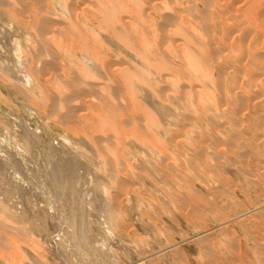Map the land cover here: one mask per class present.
<instances>
[{
	"label": "rangeland",
	"instance_id": "1",
	"mask_svg": "<svg viewBox=\"0 0 264 264\" xmlns=\"http://www.w3.org/2000/svg\"><path fill=\"white\" fill-rule=\"evenodd\" d=\"M96 1L79 3L77 16L71 18L58 11L56 0H0V55L4 57L0 56V145L5 148L1 150L0 146V158L10 164L6 163L14 172L13 181L19 180V176L15 173V164L6 160V155L9 158L17 156L28 170L34 169L36 178L32 179L31 175L23 182L29 193L40 194L46 211L52 210L51 218L37 225L28 223V218L21 223L9 220V213L0 211V264H72V260L75 264H91V260L92 264H264V0H166L170 8L173 7L166 10L171 12L169 17L177 20L173 19L169 25L161 18L160 10L151 7V3L159 6L164 0H133L151 15L150 30L154 31L151 37H166L168 50L170 44L178 47V53H166V59L183 78L178 79L177 84H169L165 94L157 98L166 114L149 109L142 90L126 87L123 81L110 77L109 80L94 78L99 84L103 83L105 90L102 92L90 86L84 91H78V87L60 88L67 82L59 76L78 71L82 52L75 45L69 55L65 54L68 49L59 27L68 25L69 28V24H75L87 35L106 32L111 38L110 31L101 30L100 14L95 9L84 12L88 4L94 6ZM48 12L57 14L52 16L56 20L55 30L51 32L44 29V20L51 15ZM128 12L140 18L137 10L130 8ZM205 16L209 18L207 21ZM180 26L184 34L177 32ZM163 28L168 32L161 31ZM183 40H190L203 49L199 73L191 71L182 60ZM152 45L150 50H159L154 42ZM17 49L22 54L20 75H30L26 81L8 80L5 75L4 66L14 64ZM56 59L61 60L63 71L49 74L45 79L49 78L51 84L45 85V66ZM163 74L164 71H159L153 75L160 85H165L159 80ZM191 88L203 92L201 97L189 94ZM85 100L91 101L90 105H86ZM110 103L121 112L115 121L109 116L108 120H103L101 115L110 109ZM147 108L154 115L153 127L149 126L151 135L142 137ZM46 143H50L49 146ZM162 143L164 145L160 146ZM50 146L57 147L54 150L58 155L65 154L61 157L63 161L54 159L58 155L53 152L52 155ZM24 148L33 149L34 163L29 155H21L23 151L20 150ZM83 148L86 156H78ZM145 159L147 163L143 162ZM53 161L57 164H52ZM86 165L91 169L85 168ZM49 166L55 168L57 175L65 171L72 177L68 178L67 189L60 184L58 187L62 188H57ZM77 177L84 190L82 187L73 191L74 181L80 180ZM85 179L90 184L84 182ZM91 181L94 185L90 190L94 194L88 202L107 198L113 222L101 218V207L92 205V209L90 204L91 210L81 208L82 198L86 199L85 186H92ZM16 197L12 196V202L9 201L11 197L6 200L9 205L14 204L12 212L19 214V210H23L20 212L23 214L28 203L21 204ZM19 205L23 208L19 209ZM56 213L61 218L66 216L59 229L55 225L59 217L54 216ZM85 214H89L90 233L86 246L91 260L81 263L83 256L76 249L61 248L60 242L71 230L70 220L78 228Z\"/></svg>",
	"mask_w": 264,
	"mask_h": 264
},
{
	"label": "bare ground",
	"instance_id": "2",
	"mask_svg": "<svg viewBox=\"0 0 264 264\" xmlns=\"http://www.w3.org/2000/svg\"><path fill=\"white\" fill-rule=\"evenodd\" d=\"M56 2L58 3V6H59V9L58 11H60L63 16L64 15H68V17H75L77 16V11L79 10L80 8V4H87V2H84V0H78V2L80 3H77L76 1L74 0H56ZM168 1L164 0L163 4H160L159 6H157L156 4H152V8L159 11L160 12V15H161V18L164 19L163 21L169 25L170 22H173V18L172 17L170 18L169 17V13L171 12H168L166 10H170V3H167ZM91 3V2H90ZM132 3H136L135 6L134 4ZM145 3V2H144ZM155 3V2H154ZM220 3V2H219ZM221 4V3H220ZM85 7H83L84 9ZM130 8H133L135 10H137L138 12H140V18L137 19L135 18L133 15L129 14L128 10H130ZM220 8V7H219ZM83 9L81 8L80 10L83 11ZM92 9H95V11L100 14V28L101 30H107V31H110L111 33V38H108V36L106 35V32L104 33H92V35H87L83 32L80 31V29L77 27V25L75 24H69V28H68V25L66 27H59L58 30L59 32L62 33L64 39V44L66 46V48L68 49L65 54L69 55V53L71 52V50H74V46L76 45L77 48H79V50L82 52L81 54V63L79 64L78 66V71L76 73H74L73 75H70L68 74L69 76L65 75L62 73V76H59V77H62L64 79L65 82H67L66 84H62L60 86V88H67V87H78V91H84V90H87L88 87L90 86V88L94 89L95 91H99V92H102L103 90H105V87L104 85H102L103 83L99 84V81H96L94 78H102V79H108L109 80V77L110 79H115V80H121L123 81L124 85L126 87H132V88H138L140 90H142L144 96H145V100H146V103H147V107L151 110H158L161 112V114H166L165 113V110L158 102H157V98L159 97V95H164L165 92H166V87L167 88H170L169 84L172 86L174 85L175 83L177 84V81L178 79L180 78H183V76L180 75V73H178V69L176 70V68L173 67V64H171L169 61H167V56H166V53L168 54H177L178 53V47H174L172 44H170V47L169 50H168V46L166 45L168 43V39H166V37H160V39L158 38H152L151 36H153V32L154 31H151L150 30V23L153 22L152 19H151V15L148 14V11L145 10V9H142V5H139L137 4V2L133 1V0H125V2H120L119 0H97L93 5H90L88 4V7L87 9L84 11L86 12L87 10H92ZM48 10V9H47ZM222 10V9H221ZM151 11V10H150ZM211 11V10H210ZM152 12V11H151ZM30 12H28L29 14ZM49 14V17L47 16L45 23H46V26L44 29H46V32H51V30H55L54 27H55V24H54V21L56 20V17H52L54 15H57L56 13L55 14H52L50 12H48ZM81 13V12H80ZM25 16H26V12L23 13ZM179 12L177 13L176 12V16H179ZM23 15V16H24ZM175 15V14H174ZM191 15V14H190ZM234 15V14H233ZM24 16V18H26ZM159 16V15H158ZM182 16V15H180ZM206 17V16H205ZM232 17V16H231ZM177 18V17H176ZM182 18V17H180ZM187 18V17H186ZM207 18V17H206ZM156 19V18H155ZM209 18L206 19V21L208 20ZM213 19V18H212ZM74 20V19H73ZM176 20V19H175ZM242 20V19H241ZM71 21V20H70ZM177 21V20H176ZM161 22V21H159ZM180 22V21H179ZM178 22V23H179ZM149 23V24H148ZM40 25V28H41V23L39 24ZM62 25H65L64 23H62ZM79 25V24H78ZM147 25V26H146ZM42 25V27H44ZM176 28H177V24L175 25ZM198 26V25H197ZM181 27V26H180ZM68 28V29H67ZM166 28V27H165ZM205 28V27H204ZM242 28V27H241ZM212 29V28H211ZM166 29H162L161 31H165ZM174 30V29H173ZM208 30V29H207ZM9 31V29H8ZM160 31V30H159ZM179 31V34H184V29L181 27L177 29V32ZM165 32H168L165 31ZM159 33V32H157ZM171 34V32H170ZM54 35V34H53ZM161 35V33H160ZM163 35V34H162ZM167 36V34H164V36ZM169 35V34H168ZM173 35V33H172ZM138 36H139V39H138ZM142 36V37H141ZM157 37V36H156ZM241 37V36H240ZM101 38L104 39V41H100ZM109 41H106L108 40ZM77 41V42H76ZM143 41V42H142ZM184 42L181 44V48H182V60L184 61L185 65H187L191 71H193L194 73L197 72L199 73L200 71H202V60H203V57L201 56V53L200 51L202 52L203 49H200L199 47H197V45H195L193 42H189L187 40H183ZM153 42L159 47V50L156 51V52H153L152 50H150L149 48L152 47L153 45ZM180 42V41H179ZM178 42V43H179ZM2 43V42H0ZM21 43V42H20ZM6 44V43H5ZM108 44V45H107ZM194 44V45H193ZM4 45V44H3ZM8 45V44H7ZM166 45V47H164ZM178 45V44H177ZM6 46V45H5ZM21 46V45H20ZM197 47V48H196ZM6 50V49H5ZM18 52V53H17ZM17 52L16 54H14V64H11L10 66H4V70H5V75L7 77V79L9 80V78L11 79H18V80H28V78L30 77V75H26V76H21L20 75V70L22 67H20L21 63H20V60L21 57H22V54H21V50L20 49H17ZM69 52V53H68ZM3 54V53H1ZM5 54V52H4ZM47 54V53H46ZM1 56V55H0ZM2 57V56H1ZM0 57V58H1ZM7 57V56H6ZM5 57V58H6ZM115 57V58H113ZM4 58V57H2ZM2 58L0 60H2ZM8 58V57H7ZM126 58H129V60H127ZM46 59V58H45ZM7 60V59H6ZM9 60V59H8ZM40 60V59H39ZM181 60V61H182ZM13 61V60H12ZM11 61V62H12ZM42 61H44L45 63L47 62V60H44L42 59ZM41 61V62H42ZM7 62V61H6ZM37 62V61H36ZM40 62V63H41ZM61 60L60 59H56V61L54 63H49L48 66H45V70H44V82H45V85H49L51 83L50 80L48 79H45L49 74H52L53 71H58L61 69V71H63V65L61 64ZM174 63V62H173ZM134 64V65H133ZM22 66V65H21ZM131 66H133V68H131ZM221 69V68H220ZM180 70V69H179ZM36 71V70H35ZM165 72V74L161 75L159 80H161L162 82L165 83V85H160L158 83V80L156 79V77H154L153 75L156 73V72ZM37 73V71H36ZM222 74V72H221ZM38 76V75H36ZM225 76V75H224ZM211 77V76H210ZM38 78V77H37ZM94 81H93V80ZM221 79V78H219ZM238 80V79H237ZM221 83L222 80H220ZM217 83V82H216ZM220 83V84H221ZM227 83V82H226ZM233 83V82H232ZM236 83V82H234ZM233 83V84H234ZM240 83V82H239ZM224 84V83H223ZM43 85V84H42ZM238 85V84H236ZM67 86V87H66ZM216 86V85H215ZM224 86H226V84H224ZM103 87V89H101ZM194 87V86H193ZM197 87V86H196ZM109 88V87H108ZM225 88V87H224ZM101 89V90H100ZM198 89V88H196ZM196 89L194 88H191L189 94H196L198 96V98L201 97V93L203 92H199V91H196ZM219 88H217L218 90ZM230 89V88H229ZM234 89V88H233ZM200 90V89H199ZM223 90V89H221ZM226 90V88H225ZM228 90V89H227ZM224 92H227V91H223ZM231 92V91H230ZM122 93V92H121ZM124 95V94H123ZM223 95V94H222ZM101 96V95H100ZM122 96V95H121ZM203 97V96H202ZM236 97V96H235ZM64 99H66V97H64ZM86 99V98H85ZM98 99V98H97ZM137 99H138V96H137ZM197 99V98H196ZM245 99V98H244ZM139 100V99H138ZM16 101V100H15ZM85 104L86 105H90V102L91 101H87L85 100ZM196 102V101H195ZM89 103V104H88ZM129 103V102H128ZM173 103V102H172ZM68 104V103H67ZM84 104V105H85ZM165 105V104H164ZM31 106V105H30ZM100 107L101 106H104L102 104L99 105ZM99 107V108H100ZM170 107V106H169ZM147 109L144 110V112L146 113L145 114V117H146V123L145 125L143 126V132L142 133V137H148L149 135H151V132H150V128L149 126H151V128L153 127V119H154V115ZM111 109V112H109V110ZM110 109L109 110H105L101 113L102 117H103V120H108V116L111 117L113 120L112 121H115V118L116 116H119L121 114V112H117V109L116 106H114L113 103H110ZM197 109V108H196ZM217 109V108H215ZM214 110V109H213ZM210 111V110H209ZM167 112V111H166ZM215 112V111H214ZM213 112V113H214ZM39 113V112H38ZM210 113V112H209ZM119 114V115H118ZM160 114V113H159ZM24 116V115H23ZM211 116V114H210ZM42 118V117H41ZM155 118H157V115L155 116ZM29 119V118H28ZM160 119V118H159ZM158 119V120H159ZM243 121V120H242ZM26 124V123H25ZM133 124V122H132ZM23 125V124H22ZM57 125V124H56ZM8 126V125H7ZM18 127V126H17ZM26 127V126H25ZM47 127V126H46ZM13 129V127H12ZM30 130V129H29ZM47 130V129H46ZM8 131V130H7ZM12 131V130H11ZM17 131V130H15ZM22 131V130H21ZM36 131V130H35ZM138 131V130H136ZM19 132V131H18ZM38 132V131H37ZM49 132V131H48ZM140 131L136 132V134H139ZM12 133V132H11ZM28 134V132H27ZM37 134V133H35ZM5 135V133H4ZM18 135V134H17ZM25 135V134H24ZM30 135V134H29ZM38 135V134H37ZM40 135V134H39ZM38 135V136H39ZM233 135V134H232ZM6 136H9V135H6ZM15 136V135H14ZM13 136V137H14ZM23 136V134H22ZM31 136V135H30ZM29 136V137H30ZM21 137V136H20ZM76 137V136H75ZM3 138V136H2ZM1 138V140H2ZM17 138V137H15ZM24 138H26L24 136ZM40 138V137H39ZM120 138V136H119ZM177 138V137H176ZM176 138H173L176 139ZM8 139V138H7ZM41 139V138H40ZM120 139H123L120 138ZM4 140V139H3ZM2 140V141H3ZM16 140V139H15ZM32 140V139H31ZM42 140V139H41ZM40 140V141H41ZM81 141V139H79ZM124 140V139H123ZM122 140V142H123ZM14 141V140H13ZM17 141V140H16ZM14 141V142H16ZM21 141V140H20ZM18 141V143L20 142ZM37 142V140H35ZM61 141V140H60ZM76 141V140H75ZM74 139H73V142H75ZM34 142V140H33ZM45 142V141H44ZM72 142V140H71ZM77 142V141H76ZM10 143V142H9ZM39 142H37V145H38ZM48 143V142H47ZM46 143V144H47ZM148 143V142H146ZM178 143V142H177ZM11 144H12V140H11ZM32 144V143H30ZM29 144V145H30ZM50 144V143H49ZM49 144H47L49 146ZM61 144V143H60ZM63 144V143H62ZM8 145V143H7ZM33 145V144H32ZM47 145H44V146H47ZM66 145V144H65ZM83 145V144H82ZM160 146L161 145H164V143L162 144H159ZM167 145V144H166ZM1 147L3 145H0ZM10 146V144H9ZM20 146V145H19ZM36 146V145H35ZM126 146V145H125ZM141 146V145H139ZM15 147V146H14ZM31 147H34V146H31ZM163 147V146H162ZM167 147V146H166ZM17 148V147H16ZM15 148V149H16ZM48 148V147H47ZM57 149V147H55ZM53 147L50 146V152L54 153L55 156H57L58 152H56ZM59 148V147H58ZM69 148V147H68ZM67 148V149H68ZM5 149V148H4ZM3 147L1 150H4ZM37 149V148H36ZM44 149V148H43ZM41 149V150H43ZM155 151H158L157 147L155 146ZM166 150V148H164ZM0 150V151H1ZM11 150V149H10ZM9 150V151H10ZM17 150V149H16ZM20 150V149H19ZM82 151H80L79 155L78 156H86V149H81ZM127 150V149H125ZM129 150V148H128ZM160 150V149H159ZM163 150V148H162ZM8 151V150H7ZM23 151V153L21 152ZM14 152V151H13ZM12 152V153H13ZM19 152V151H18ZM20 152L22 153L21 155H29L31 157V160L33 163L35 162V159L33 157V149L31 148H24L22 150H20ZM19 152V153H20ZM45 152V150H44ZM78 152V150H77ZM127 152V151H125ZM137 152V150H136ZM164 152V151H163ZM162 152V153H163ZM4 153V151L2 152ZM52 153V155H53ZM60 153H62L60 151ZM143 153V152H142ZM141 153V154H142ZM151 153V152H150ZM50 154V153H49ZM57 154V155H56ZM63 154V153H62ZM131 154V152H130ZM134 154V153H133ZM164 154V153H163ZM1 155V153H0ZM5 154H3L2 156L4 157ZM11 155V154H9ZM18 155V154H17ZM19 155V156H21ZM23 155V156H24ZM51 155V156H52ZM65 155V154H64ZM63 155V156H64ZM71 155V154H70ZM68 155V156H70ZM145 154H142V156H144ZM162 155V154H161ZM166 155V154H164ZM169 155V153H168ZM231 155V154H230ZM12 156V155H11ZM14 156V155H13ZM16 156V154H15ZM34 156H38V155H35ZM62 155H58V157H55L54 159L55 160H59L63 158ZM67 156V155H66ZM67 156V157H68ZM62 157V158H61ZM72 157V156H70ZM145 157V156H144ZM147 157V160L149 159L148 156ZM167 157V156H166ZM8 158V159H6ZM6 160H9L11 161V163L13 162L15 164V173L19 176V180L17 179V181H13L12 179V176L14 175L12 172H11V167H7V164L8 162L5 163V161H3L1 158H0V195H2V197L4 198H0V211L1 212H7L9 213L8 214V217L10 218H13V219H10L9 220H13V221H21L23 220V222L25 221L24 219H27L28 220V223H32V225H37V223L43 221L45 218H51L49 214L52 210L48 209V211H46L44 208H43V205L42 201L41 200V196L40 194L37 195L35 193H29L30 190H28V188H26L27 186H25L24 182L25 179L28 178V176H33L32 179L36 178L34 177L35 173L33 172V170H28L27 169V166L26 164L24 163V161H20L19 159H17V156L16 158L12 157V158H9L7 157L6 155ZM53 158V157H52ZM57 158V159H56ZM75 158V157H74ZM152 158V156H151ZM4 159V160H5ZM22 159H25V158H22ZM27 159V157H26ZM40 159V158H39ZM53 159V160H54ZM77 159V158H76ZM75 159V160H76ZM80 159V158H79ZM83 159V158H82ZM92 159V158H91ZM45 160V159H44ZM52 160V159H51ZM65 160L67 161V159L65 158ZM74 160V159H73ZM63 161V160H62ZM82 161V160H80ZM80 161H78L80 163ZM89 161V160H88ZM146 162V159L143 160V162ZM31 162V163H32ZM55 162V161H53ZM69 162H70V158H69ZM77 162V163H78ZM168 162V161H167ZM29 163V160L28 162ZM32 163V165H33ZM65 162H63L62 164L65 166L64 164ZM72 163V162H71ZM78 163V164H79ZM147 163V162H146ZM13 164V165H14ZM52 164H57L56 162L55 163H52ZM60 164V163H59ZM69 164V163H68ZM66 164V166L68 165ZM86 164V163H85ZM8 165H10L8 163ZM31 165V166H32ZM37 165V164H36ZM39 165V164H38ZM47 165V164H46ZM76 165V164H75ZM56 166V165H55ZM61 166V165H60ZM69 166V165H68ZM73 166V165H72ZM71 166V167H72ZM151 166V165H150ZM38 167V166H37ZM36 167V168H37ZM50 167V166H49ZM48 167V168H49ZM57 167V166H56ZM75 167V166H74ZM73 167V168H74ZM85 167V166H84ZM83 167V168H84ZM13 170H14V167H12ZM39 168V167H38ZM51 168V167H50ZM53 168V166H52ZM51 168V169H52ZM82 168V167H81ZM87 168V165L86 167ZM31 169V168H30ZM58 169H60L58 167ZM64 169V167H63ZM62 169V170H63ZM87 169H91L90 167L87 168ZM36 170V169H35ZM40 170V169H39ZM38 170V171H39ZM53 170V169H52ZM52 170H50L49 172H51ZM55 170V168H54ZM52 171L51 173L53 174L52 176L55 178L53 179H56V183L54 180H52V182L54 181V183L57 185V188H60L58 187V185H62L64 188L67 189V185L68 184V178L69 180L72 178L69 177L68 174L61 171V174L60 175H57L58 173L56 171ZM65 170V169H64ZM71 170V168H70ZM77 170V169H76ZM78 170H79V167H78ZM59 171V170H58ZM68 171V170H67ZM36 172V171H35ZM56 172V173H55ZM73 173V172H71ZM75 173V172H74ZM80 173L81 175V172H78ZM77 173V174H78ZM93 173V172H92ZM91 173V174H92ZM37 174V173H36ZM89 174V175H91ZM42 175V174H40ZM50 175V174H49ZM68 175V176H67ZM83 175V174H82ZM85 177H88L90 180H91V177H89L87 175V173H85ZM15 176V175H14ZM17 176V178H18ZM37 176V175H36ZM48 176V175H47ZM51 176V175H50ZM93 176V175H92ZM41 177V176H39ZM75 177V176H74ZM98 177V176H97ZM173 177V176H172ZM31 178V177H30ZM42 178V177H41ZM78 178V177H77ZM26 179V180H27ZM47 179V178H46ZM76 179V178H75ZM80 179V178H78ZM94 179V178H93ZM40 180V179H38ZM74 180V179H73ZM77 180V179H76ZM87 179H85L84 182H87L86 181ZM101 180V179H99ZM103 180V179H102ZM31 181V180H30ZM46 181V180H45ZM50 181V180H49ZM23 182V183H22ZM29 182V181H28ZM34 182V181H32ZM31 182V186L33 187V183ZM48 182V181H47ZM51 182V181H50ZM49 182V183H50ZM71 182V181H70ZM35 183H37L35 181ZM39 183V182H38ZM41 183V181H40ZM52 183V184H54ZM88 183V182H87ZM51 184V187L53 188L54 186H56L54 184V186H52ZM74 190H80L83 186L81 185V179L75 183L74 181ZM86 184V183H85ZM90 184V183H88ZM88 184H86L85 186V198H82L81 200V208L83 207L85 210L84 211H87V207L91 204L94 205V206H97V207H101V209H103V211H101V214L102 215V212H103V216L101 217L103 220L104 219H107L108 221H112V218L114 217L113 215V211L111 210L110 206L108 205V203L106 202L107 198L105 199V197H101L102 200H98V199H101V198H97V201H92V202H88V198L91 196V194H94L92 190H90L91 188H93V185L94 183L91 181V184L92 186H87ZM30 186V187H31ZM37 186V185H36ZM43 186V185H42ZM49 186V184H48ZM46 187V185L44 186ZM37 188V187H36ZM40 188V187H39ZM42 188V187H41ZM48 189L47 190H50L49 187H47ZM56 187H54V189H57ZM62 188V187H61ZM35 189V188H33ZM69 189V188H68ZM88 189V190H86ZM37 190V189H36ZM35 190V191H36ZM45 190V189H44ZM64 190V189H63ZM83 190H84V187H83ZM116 190V189H115ZM46 191V190H45ZM54 190L52 189V192ZM68 191V190H67ZM82 191V190H81ZM92 191V193H91ZM112 191V190H111ZM117 191V190H116ZM166 191V190H165ZM58 191H56L57 193ZM60 192V191H59ZM66 192V191H65ZM71 192V191H69ZM95 192V191H94ZM100 192V191H99ZM109 192V191H108ZM168 192V191H167ZM41 193V192H39ZM43 193V192H42ZM77 193V192H75ZM101 193V192H100ZM46 194V193H45ZM51 194V193H50ZM49 194V195H50ZM58 194V193H57ZM62 194V193H61ZM60 194V195H61ZM65 195V193H63ZM79 194V192H78ZM76 194V195H78ZM99 194V193H97ZM103 194V193H102ZM17 196L18 197V200L21 204H23L22 202H27L28 203V207L27 205H23V206H26L27 209L24 210V213L20 214V212L23 210H19L17 212L18 213H15V212H12L13 209L15 210V206L13 203L12 206L9 205L8 201L6 200L7 199H12V196ZM47 195V196H49ZM54 195V194H53ZM59 195V194H58ZM71 195V193L69 194ZM96 195V194H95ZM46 196V195H45ZM68 196V195H67ZM79 196V195H78ZM99 196V195H98ZM114 196V195H113ZM16 197V199H17ZM52 197V196H51ZM58 197H63V196H58ZM66 197V196H65ZM111 197V196H110ZM29 198V199H28ZM55 198V197H54ZM53 198V199H54ZM59 198V199H60ZM74 198V197H73ZM79 199V197H77ZM91 198V197H90ZM93 198V196H92ZM96 198V197H95ZM116 198V197H115ZM15 199V197H14ZM56 199V198H55ZM54 199V200H55ZM62 199V198H61ZM52 200V199H51ZM71 200V199H70ZM74 200H77L76 198ZM79 200V201H80ZM94 200V199H93ZM111 200V199H110ZM113 200V199H112ZM9 201H13L12 200H9ZM47 201V200H46ZM45 201V202H46ZM64 201H65V198H64ZM72 201V200H71ZM77 201V205H78V202ZM90 201V200H89ZM49 202V201H48ZM52 202V201H51ZM67 202V201H66ZM26 203V204H27ZM54 203V202H53ZM52 203V205H53ZM75 203V201H74ZM73 203V204H74ZM15 204L16 201H15ZM61 205V203H60ZM76 205V206H77ZM111 205V203H110ZM14 206V207H13ZM59 206V204L57 205ZM75 206V205H73ZM75 206V207H76ZM13 207V209L11 208ZM17 207V206H16ZM21 207L20 205L18 206V208ZM37 207V208H36ZM48 207V206H46ZM17 208V209H18ZM23 208V207H22ZM22 208H19V209H22ZM60 208V206L58 207ZM80 207H78L79 209ZM89 208V207H88ZM37 209V210H36ZM47 209V208H46ZM91 210V208H89ZM92 209H93V206H92ZM96 209V207H95ZM100 209V208H98ZM82 210V209H80ZM79 210V211H80ZM88 210V211H90ZM98 211V210H97ZM58 212V211H57ZM81 212V211H80ZM99 212V211H98ZM85 213V212H84ZM62 214V213H61ZM6 215V214H5ZM84 215V214H82ZM80 215V216H82ZM89 215V214H87ZM87 215L85 214V216L82 218L81 220V223L79 224L80 227H75L73 225V223H71V220H70V224H68V226L70 225V232L68 233L67 231V234L65 233L64 237L62 238L63 240H61L60 242V245H61V248H65L68 250L69 249H76V252L78 254H80V256H83L82 258V262L83 263L86 259H88V248L86 246L87 242H88V237H89V231L88 230L89 228L87 227L88 225V222H87ZM4 216V215H3ZM54 216H59L57 215V213L54 215ZM79 216V217H80ZM6 217V216H5ZM63 217H64V214H63ZM66 217V216H65ZM64 218H61L60 216L58 217V221H57V224L56 225V228L59 229V226L61 224H63V221L62 219H65ZM68 217V216H67ZM75 217V216H74ZM55 218V217H54ZM70 218V217H69ZM81 218V217H80ZM6 219V218H5ZM15 219V220H14ZM53 219V218H52ZM71 219V218H70ZM76 219V218H75ZM4 220V219H3ZM51 220V219H50ZM68 222H69V219H67ZM66 220V221H67ZM76 221V220H75ZM100 221V220H99ZM56 222V220H55ZM74 222V221H73ZM78 221H76L77 223ZM90 222V221H89ZM113 222V221H112ZM19 223V222H18ZM54 223V222H52ZM96 223V222H94ZM107 223V221H106ZM111 223V222H110ZM17 224V223H16ZM49 225V223H47ZM66 224V223H65ZM64 224V225H65ZM91 224V223H90ZM24 225V224H23ZM31 226V224H29ZM28 225V226H29ZM53 225V224H51ZM63 225V226H64ZM103 225H104V222H103ZM112 225V223H111ZM107 226V225H106ZM37 228V226H34V228ZM39 227V226H38ZM43 227V226H42ZM67 227V225H66ZM105 227V225H104ZM110 227V226H109ZM1 228V227H0ZM61 228V227H60ZM113 228V227H112ZM68 229V227L66 228V230ZM105 229V228H104ZM130 229V228H129ZM38 230V228H37ZM39 230H41V228H39ZM45 230V229H43ZM54 230H55V226H54ZM32 232V231H31ZM35 232V230H34ZM42 232V231H41ZM45 232V231H44ZM59 232V231H58ZM57 232V233H58ZM113 232V231H112ZM124 232V231H123ZM37 233V232H36ZM56 233V234H57ZM39 234V233H38ZM104 234V233H103ZM113 234H115L113 232ZM54 235H55V232H54ZM91 236V235H90ZM61 237V236H60ZM107 237V236H106ZM113 236H111L112 238ZM115 237V236H114ZM108 238V237H107ZM58 239V238H57ZM58 240V241H59ZM105 240V239H104ZM103 241V240H102ZM90 243V242H89ZM57 244V243H56ZM91 244V243H90ZM11 245V243H10ZM59 246V245H58ZM99 247V246H98ZM105 247V246H104ZM87 248V249H86ZM90 248V247H89ZM110 248V247H109ZM107 248V249H109ZM97 249V248H96ZM104 250V248H102ZM106 249V250H107ZM91 250V248H90ZM111 251V250H110ZM66 252V251H65ZM92 252V250H91ZM96 252V251H95ZM103 252V251H102ZM105 252V251H104ZM10 253V252H9ZM72 253V252H71ZM89 253V252H88ZM60 254V253H59ZM67 254V253H66ZM74 255V254H73ZM98 255V254H97ZM75 256V255H74ZM77 256V255H76ZM79 257V256H77ZM93 257V256H92ZM81 258L79 260H81ZM64 259V258H63ZM62 259V260H63ZM74 259V258H73ZM93 259V258H92ZM95 259V258H94ZM77 260V261H79ZM84 260V261H83ZM88 260H91L90 258ZM61 261V260H60ZM71 261V260H70ZM93 261V260H91ZM90 261V263L92 264V262ZM3 262V261H2ZM62 262V261H61ZM69 263V261H68ZM70 263H74L73 260L72 262ZM86 263H88L86 261ZM75 264V263H74Z\"/></svg>",
	"mask_w": 264,
	"mask_h": 264
}]
</instances>
